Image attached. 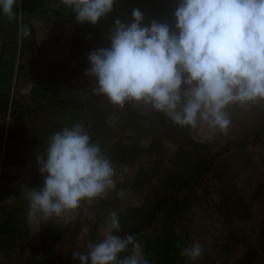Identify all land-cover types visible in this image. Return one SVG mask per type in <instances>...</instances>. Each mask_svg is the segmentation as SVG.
<instances>
[{"label": "clouds", "instance_id": "obj_1", "mask_svg": "<svg viewBox=\"0 0 264 264\" xmlns=\"http://www.w3.org/2000/svg\"><path fill=\"white\" fill-rule=\"evenodd\" d=\"M60 2L76 13L78 23L95 25L113 10L115 0ZM18 7V0H0V13L9 21L16 18ZM174 15L176 31L155 20L143 25L139 9L132 11L130 24L116 19L111 47L88 55L85 75L95 79L91 91L120 109L132 103L182 127L202 121L227 133L230 105L264 101V0H180ZM30 34L27 26L19 25V38ZM37 163L45 178L40 188L24 193L30 223L47 222L116 189L113 163L79 123L50 136ZM118 194L124 197L123 190ZM105 225L103 239L89 243L86 253L74 251V259L80 264H149L133 235L114 234L120 230L116 211L109 213ZM129 246L130 255L119 258ZM176 247H181L179 242ZM180 254L196 260L201 245L192 243Z\"/></svg>", "mask_w": 264, "mask_h": 264}, {"label": "rangeland", "instance_id": "obj_2", "mask_svg": "<svg viewBox=\"0 0 264 264\" xmlns=\"http://www.w3.org/2000/svg\"><path fill=\"white\" fill-rule=\"evenodd\" d=\"M41 3L39 0L34 5ZM128 109H114L117 122L113 124L107 122L98 108L93 109L100 121L92 122V131L98 133L96 140L102 151L107 155L106 150H110L111 156H115L116 160L111 162L116 170L117 193L124 191L123 198L107 194L94 208L98 211L93 212L95 218L87 217L85 222L90 224V230L99 233L97 240L88 238L84 230L78 239L56 246L40 244L37 235L27 230L22 236L23 228L16 224L4 231L8 223H22L16 221L17 215L27 209V200L14 198L12 204H0V264H80L78 258H73V252L86 253L89 243L102 240L105 221L117 209L128 214V219L119 220L120 230L114 232L121 237L131 235L129 225L142 217L139 234L133 236L143 251L171 227L183 236V247L192 243L201 245L202 255L196 260L184 256V264H232L246 248L258 253L257 264H264V101L247 107L230 105L227 133L202 121L196 127L176 128L174 124L169 130L176 139H168L162 132V121L158 129L152 127L149 119H143L145 122L139 129L134 128L140 124L139 117L132 121L134 125H125L120 119ZM160 116L166 123L171 122L165 115ZM131 128L138 135L151 138L133 144L134 140L127 137ZM112 138H116L115 143L110 142ZM149 141H156L151 152L145 149ZM136 176L142 178L140 190L127 191L126 184ZM162 197L165 203L156 215L150 218L143 214V218L140 212ZM3 211L8 219L3 218ZM10 215L15 219L10 221ZM130 249L131 246L119 258L130 255ZM44 257L46 260H42Z\"/></svg>", "mask_w": 264, "mask_h": 264}, {"label": "crops", "instance_id": "obj_3", "mask_svg": "<svg viewBox=\"0 0 264 264\" xmlns=\"http://www.w3.org/2000/svg\"><path fill=\"white\" fill-rule=\"evenodd\" d=\"M21 1L18 0L19 7L14 8L17 12L14 20L9 21L6 15L0 13V85L3 86L0 88L2 205L12 204L14 198L25 201L24 193L27 188L38 189L43 185L45 177L39 171L37 157L43 154L49 137L54 133L79 123L87 130L92 142L98 144V133L92 131V122H99L100 117L93 116V109L116 106L106 97L101 101L92 93L95 79L86 76L85 70L90 67L88 55L91 51L111 47L109 35L114 31V21L119 19L130 24L133 22L132 11L139 9L144 15L143 25L149 26L155 20L168 24L170 30L176 31L174 13L178 6L177 0H115L113 10L95 25L87 21L78 23L76 13L60 0H41L40 5L29 3L24 9ZM21 24L27 26L31 33L23 39L18 36ZM2 79L5 84H2ZM5 97L7 103L4 102ZM128 104L142 113L139 123L145 122L143 119H149L150 122L155 116H163L143 106ZM2 107L7 109L2 111ZM137 117L136 115L135 118ZM113 120L114 117L109 115L107 122L113 124ZM144 136L138 135L132 128L127 132L128 139L131 137L134 140L133 144H137L138 140L151 138V135ZM115 141L116 138H112L110 142ZM106 151L107 157L115 161L110 150ZM128 184L127 191L130 189ZM122 185L125 187L124 183ZM147 186L145 181V188ZM117 190L108 191L103 198L94 200L92 204L81 202L79 208L66 211L47 222L28 221V202V211L21 210L23 212L19 211L20 214L17 215L16 221L21 220L22 223L7 222V227L10 228L12 224L26 227L28 233L37 235L40 244L65 245L68 241L78 239L84 234V230H87L88 238L96 241L99 233L90 230V224L85 221L89 214L98 212L94 208L107 194L113 197V194L119 193ZM120 211L117 209V212ZM3 213V218L8 219L7 213ZM9 218L10 221L15 219L12 215ZM42 260H46V257Z\"/></svg>", "mask_w": 264, "mask_h": 264}, {"label": "trees", "instance_id": "obj_4", "mask_svg": "<svg viewBox=\"0 0 264 264\" xmlns=\"http://www.w3.org/2000/svg\"><path fill=\"white\" fill-rule=\"evenodd\" d=\"M37 1L38 0H36V1L35 0H22L21 6L24 9V8H26L27 4L33 3V5H34L37 3ZM9 62L12 63L11 60ZM3 79L5 80V76L3 77ZM96 97L101 101L104 98V96H102V95H96ZM4 102L7 103L6 97L4 99ZM103 102H105V101H103ZM124 107H125V109H128L131 107L130 109H128L127 112H124V113L122 112L123 115H121V116H123V117L120 116L121 122H123V123L125 122L124 123L125 125L133 124L134 122H132V121L135 119V116L137 115L139 117L140 114H142L139 111L135 110V108H133L128 103H126ZM116 108H119V107L116 106L115 108H113L110 105V106L101 107L98 109L102 113L105 114V116H103L105 118H108L109 115L113 114L112 115V117H114L113 123H115V122H117V119L115 117V110H114ZM6 109H7L6 107H2V111L6 110ZM92 114L94 117L98 116L97 113H95L94 111L92 112ZM90 115H91V113H90ZM157 117L158 116L151 118L150 123H152V127L154 125L153 128L158 129L160 126L159 124L162 121V125H161L162 126V132L168 136V139L175 138L174 135H172L170 133V130H169V128L171 126H173L175 123L172 121H171L172 123L169 121H167V123H166V121H163L161 118H160L161 120L160 119L157 120ZM124 119H125V121H124ZM127 119L130 120V121H128V123H126ZM140 126H141V123L139 125H137V127L134 126V128L139 129ZM174 126L176 128H180L179 125L175 124ZM147 130L150 131V129H147ZM147 130H146V133H147ZM155 144H156V141L155 142L149 141V143L147 144V146L145 148L146 151L151 152V150L154 149ZM141 179H142L141 177L136 176L135 179H133L128 184V187L131 189L132 188L136 189V191L137 190L139 191L140 187H141V186H139V182L141 181ZM168 197L169 196H166V199H168ZM169 199H170V197H169ZM174 202L176 203V201H174ZM164 203H165V197H162L159 199L157 198L155 200L154 205L145 207V211H142L140 213L142 214V216L144 214L145 216L152 218L156 215V212H158L159 208H162ZM175 203H173V205ZM173 207H175V206H173ZM26 211H28V209H26ZM143 218H144V216H143ZM118 219L121 221H124V220L128 219V214L118 212ZM136 220L137 221L134 225H129L130 226L129 232L131 233V235H133V234L138 235L139 234V231H140L139 225H140V223H142V217H137ZM144 221H145V219H144ZM147 221H150V220H147ZM21 227L23 228L22 229L23 230L22 236H24V231L27 229H26V227H23V226H21ZM7 229H9V227H6L5 229L3 228L4 231H7ZM124 237H126V236H124ZM177 242H179V244L181 246L180 248L176 247ZM183 244H184L183 236L178 231H176L175 229H172L170 227V229L168 228V230H164L160 235H158L154 240H152V242L147 244L145 250L143 251V254H144L145 258L149 261V264H184L183 263L184 256H182L180 254L181 249L183 248ZM257 256H258V253L254 249L246 248L239 256H237L233 260L232 264H257V260H258Z\"/></svg>", "mask_w": 264, "mask_h": 264}]
</instances>
